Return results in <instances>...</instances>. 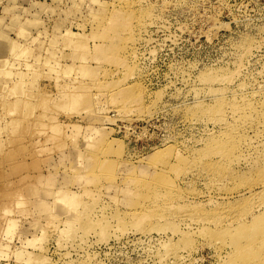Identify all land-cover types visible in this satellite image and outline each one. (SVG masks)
<instances>
[{"label": "rangeland", "instance_id": "374dc122", "mask_svg": "<svg viewBox=\"0 0 264 264\" xmlns=\"http://www.w3.org/2000/svg\"><path fill=\"white\" fill-rule=\"evenodd\" d=\"M0 251L264 264V0H0Z\"/></svg>", "mask_w": 264, "mask_h": 264}, {"label": "bare ground", "instance_id": "6f19581e", "mask_svg": "<svg viewBox=\"0 0 264 264\" xmlns=\"http://www.w3.org/2000/svg\"><path fill=\"white\" fill-rule=\"evenodd\" d=\"M10 218H11V217H10ZM7 219H8V218H7ZM7 219H6V220H7ZM11 219H13V218H11ZM11 219H10V220H11ZM10 220H8L10 223H9L8 225L6 224V229L4 228V230H7V231H5L7 234L10 232V229H11V231H12V229H14L13 227L15 226V223H14L15 221L13 222V221H10ZM13 220H15V219H13ZM8 221H7V223H8ZM13 223H14V224H13ZM12 224H13V225H12ZM7 226H8V227H7ZM11 227H12V228H11ZM29 240H30V239H29ZM31 242H32V240H31ZM20 248H21V247H20ZM1 249H2V248H1ZM0 252H1V251H0ZM20 254L22 255V252H20ZM20 254H19V255H20Z\"/></svg>", "mask_w": 264, "mask_h": 264}]
</instances>
